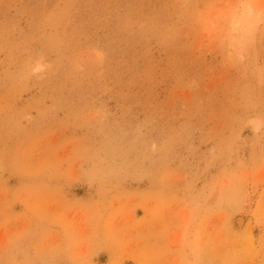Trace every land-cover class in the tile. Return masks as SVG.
<instances>
[{"label": "rangeland", "instance_id": "obj_1", "mask_svg": "<svg viewBox=\"0 0 264 264\" xmlns=\"http://www.w3.org/2000/svg\"><path fill=\"white\" fill-rule=\"evenodd\" d=\"M0 264H264V0H0Z\"/></svg>", "mask_w": 264, "mask_h": 264}]
</instances>
